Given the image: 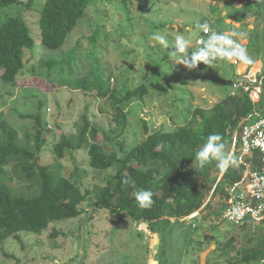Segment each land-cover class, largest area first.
Segmentation results:
<instances>
[{
	"label": "rangeland",
	"instance_id": "374dc122",
	"mask_svg": "<svg viewBox=\"0 0 264 264\" xmlns=\"http://www.w3.org/2000/svg\"><path fill=\"white\" fill-rule=\"evenodd\" d=\"M21 1L0 12V25L22 15L35 46L24 50L25 67L14 85L0 79V120L15 128L21 142L34 145L38 120L28 115H40L47 136L42 163L67 177L81 176L83 191L105 185L112 170L90 167L87 149L66 151L58 160L54 146L61 138L60 129L74 132L75 122L85 112L99 128L97 142L104 150L110 152L113 147L122 153L121 143L130 149L156 130H174L193 122L197 108L209 113L234 90L233 66L241 74L250 71L252 78L258 71L264 75V9L248 10L251 0H92L57 50L41 40L39 19L46 0H34L31 7L27 6L31 0ZM203 24H214L217 32L244 33L234 39L255 63L218 59L211 66L201 62L189 70L179 63L180 55L169 57L180 34L191 40L188 53L198 48ZM154 33L165 35L170 47L165 49L153 40ZM81 79L86 84L95 82L91 92L74 87ZM110 82L118 93L131 90L134 96L126 108L128 127L123 133L114 131L112 101L98 96V88ZM9 170L18 194L39 192L38 180L32 182L14 165ZM218 200L209 201V209L196 220L182 223L168 217L169 221L159 222V231H152L149 223L136 222L127 212L118 215L97 207L90 197L78 217L52 222L41 234L22 232V242L0 241V264L234 263L259 247L264 226L217 224L209 215L220 205ZM232 238L233 245L224 251Z\"/></svg>",
	"mask_w": 264,
	"mask_h": 264
},
{
	"label": "trees",
	"instance_id": "16d2710c",
	"mask_svg": "<svg viewBox=\"0 0 264 264\" xmlns=\"http://www.w3.org/2000/svg\"><path fill=\"white\" fill-rule=\"evenodd\" d=\"M91 1L46 0L39 19L42 43L50 49H60ZM21 2L0 0V12ZM33 2L34 0H31L27 6L31 7ZM246 8L259 13L264 9V3L251 0L246 4ZM159 26L165 27L167 24L160 23ZM213 28L216 27L211 24V31ZM34 46L35 40L22 15L9 17L0 25L2 81L12 85L17 82V75L25 67L24 50ZM233 68V81H236L239 76L236 67ZM93 82L86 84L85 79H81L74 87L91 92L94 88ZM140 89L137 88V91ZM132 95L131 90L118 93L116 86H111V82L98 88L100 98L108 97L112 101L113 119L117 126L115 132L123 133L128 127L126 108L134 97ZM253 107L248 94L242 93L241 90L234 95L230 93L217 102L209 113L202 108L195 109L193 122L174 130H156L130 149H124L121 143L122 153H118L113 147L110 152L104 150L97 142L99 128L85 112L80 121L75 122L74 132L66 133L64 129H60L61 138L54 146V153L56 159L62 160L66 151L87 149L90 167L100 171L112 170L105 185L86 191H83L79 182L81 176L73 179L63 175L61 170L42 163L47 136L40 115H28L38 120L39 129L34 136V145L28 140L21 142L15 128L7 120L1 119L0 241L15 238L22 242V232L41 234L52 222L78 217L82 212L81 205L90 197L94 198L93 205L97 207L109 209L118 215L127 212L134 221L149 223L152 231H159V222L164 218L169 221L168 217L180 218L200 209L201 213L205 212L210 203L206 206L205 204L221 173L215 166V161L197 172L193 167L195 153L212 133L222 135L227 142L226 150L231 151L235 129L242 119L252 112ZM10 165L20 168L32 182L38 180L39 192L33 196L18 194L14 190V175H11ZM242 173L243 169L236 165L229 167L217 184L210 201L215 198L225 199L227 188L237 181ZM125 177H131L135 185L122 184ZM138 189L153 191L154 203L150 208L141 209L136 203L134 192ZM220 215L221 208L218 205L211 209L209 218L215 220ZM179 222L184 223L181 220ZM241 226L245 228L251 225L246 223ZM258 240L259 247L241 255V260L237 259L230 264H257L264 259V235H260ZM233 242L234 239H230L224 251L229 249Z\"/></svg>",
	"mask_w": 264,
	"mask_h": 264
},
{
	"label": "built area",
	"instance_id": "2783aa9c",
	"mask_svg": "<svg viewBox=\"0 0 264 264\" xmlns=\"http://www.w3.org/2000/svg\"><path fill=\"white\" fill-rule=\"evenodd\" d=\"M211 33V27L208 31H201L199 38L205 39ZM237 64V63H236ZM238 73V72H237ZM239 79L234 81V90L232 94L242 93L249 95L253 103V110L250 114L242 119L234 132L231 151L233 152L237 164L236 166L243 169L241 177L227 188V197L219 199L221 215L215 219L217 224L228 221L234 225H244L249 223L254 226H264V154L259 148L253 147L251 141L259 134L264 133V75L259 71L252 78L250 71L238 73ZM263 101V102H262ZM248 141V150L245 151L244 141ZM224 175V174H223ZM223 175L220 174L217 184L221 181ZM210 193L208 204L213 197L216 186ZM242 205L245 209V215L240 223H236L225 216V213L233 205ZM201 212V209L188 216H182L179 220L185 222ZM264 264V259L260 261Z\"/></svg>",
	"mask_w": 264,
	"mask_h": 264
},
{
	"label": "clouds",
	"instance_id": "9594fccd",
	"mask_svg": "<svg viewBox=\"0 0 264 264\" xmlns=\"http://www.w3.org/2000/svg\"><path fill=\"white\" fill-rule=\"evenodd\" d=\"M258 3H264V0H258ZM205 32L208 31V25L203 24L199 26ZM244 33L238 32H217L212 31L207 39L198 38L196 43L200 45L191 53H188L191 40L183 34L177 35L171 45L169 57H176L180 55L179 63L184 64L189 70L196 69L202 62L205 65L211 64L218 59H225L228 61L240 60L245 64H254L255 61L247 54V50L238 43L234 37H241ZM153 40L157 41L162 47L168 49L170 47L169 41L165 35L153 34ZM253 147L259 148L260 152L264 154V133L259 134L251 141ZM245 151L248 150V141H244ZM227 142L223 136L218 133L208 135L198 151L195 153L193 159V167L198 171L215 161V166L223 175L229 167L235 166L237 160L232 151L226 150ZM260 179H264L261 177ZM124 185H135V181L131 177H125L122 180ZM153 191L150 189H138L134 192L135 201L141 209L150 208L153 201ZM245 215V209L242 205H233L226 213L225 216L236 222L240 223Z\"/></svg>",
	"mask_w": 264,
	"mask_h": 264
}]
</instances>
